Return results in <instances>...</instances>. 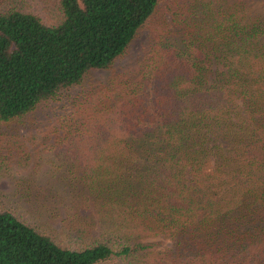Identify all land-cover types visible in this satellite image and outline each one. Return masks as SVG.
Listing matches in <instances>:
<instances>
[{
	"label": "trees",
	"instance_id": "1",
	"mask_svg": "<svg viewBox=\"0 0 264 264\" xmlns=\"http://www.w3.org/2000/svg\"><path fill=\"white\" fill-rule=\"evenodd\" d=\"M50 102L64 170L3 192L0 264H264V0H2L0 123Z\"/></svg>",
	"mask_w": 264,
	"mask_h": 264
},
{
	"label": "rangeland",
	"instance_id": "2",
	"mask_svg": "<svg viewBox=\"0 0 264 264\" xmlns=\"http://www.w3.org/2000/svg\"><path fill=\"white\" fill-rule=\"evenodd\" d=\"M11 2L21 7L36 10L45 20L52 19L55 14V0H11ZM147 33L148 28L146 27L138 32V35L129 44L128 50L115 61L116 70L128 69L132 66L134 57L146 41ZM108 71H91L88 80L94 81L98 78L104 80ZM53 105L54 102H50L20 120L0 123V201L3 199L4 191H10L17 185L19 179L29 175V173L34 176L35 171L37 176L42 177L45 171L49 169H53L55 174H60L64 170L63 166L53 165V162L55 164L62 162L61 158H55L52 149L44 146L51 141V137H47L46 140L43 139L45 136L43 132L50 127L47 125L55 121L50 114L48 115L50 111L55 110V108L51 110ZM30 117L36 123L29 119ZM42 141H44L43 144ZM54 181L58 188L64 185L61 179ZM36 183L39 184V182ZM17 210L26 212L24 207H18ZM53 225L58 228L59 223Z\"/></svg>",
	"mask_w": 264,
	"mask_h": 264
}]
</instances>
